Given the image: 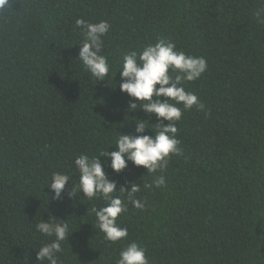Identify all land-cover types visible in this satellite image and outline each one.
Masks as SVG:
<instances>
[{"label": "trees", "instance_id": "trees-1", "mask_svg": "<svg viewBox=\"0 0 264 264\" xmlns=\"http://www.w3.org/2000/svg\"><path fill=\"white\" fill-rule=\"evenodd\" d=\"M9 2L0 11V264H38L49 240L36 224L51 215L74 231L60 264H116L133 241L149 264H264V23L255 16L264 0ZM77 19L110 24L101 53L110 82L96 84L77 59ZM159 39L206 59L201 78L183 84L204 109H182V151L162 172L129 161L117 174L105 164L118 189L140 184L145 202L141 210L125 201L117 223L128 236L111 244L92 211L105 202L68 198L79 182L73 161L115 151L119 132L134 134V117L148 119L128 112L118 70L125 53ZM54 172L70 176L59 200L48 185ZM161 175V188L144 186Z\"/></svg>", "mask_w": 264, "mask_h": 264}, {"label": "clouds", "instance_id": "clouds-1", "mask_svg": "<svg viewBox=\"0 0 264 264\" xmlns=\"http://www.w3.org/2000/svg\"><path fill=\"white\" fill-rule=\"evenodd\" d=\"M9 5V0H0V11ZM255 16L264 23V9L257 10ZM76 27L83 36L77 59L96 84L105 77H109L110 82L113 78L111 66L107 57L101 54L103 38L108 35L110 24L105 20L90 23L77 19ZM206 70L207 61L204 57L177 50L173 42L163 39L149 43L139 51L131 50L123 55L118 70L121 81L119 90L130 97L128 112L143 111L148 119L134 117V134L119 132L114 142L115 151L107 148L99 155H78L73 163L79 174V182L76 185L71 184L72 190L67 193L69 199L80 196L82 192V197L88 200L100 199L105 202L103 206L92 209L95 214V227L104 234L105 241L116 244L128 236V229L117 223L121 214L128 211L125 201H130L137 209L142 210L145 207V202L136 198L141 185L129 182L118 189L117 182L108 178L105 164L110 161L108 166L117 174L128 166L129 161L136 167L147 169L148 174L162 172L171 155H179L182 151L176 127V123L181 120L182 109L189 110L193 106L199 110L204 109L197 95L186 91L183 84L201 78ZM115 87L116 85L113 88ZM152 115H155L156 123L150 122ZM146 130H151L154 135L145 134ZM100 157H104L105 161L102 162ZM69 181L68 174L52 173L48 183L53 193L52 199H62ZM164 183L165 177L161 175L152 184L144 186L161 188ZM51 217L50 220L42 219L36 224V231L49 240L36 253L38 264L41 261L60 264L62 243L74 232L64 220H57L52 215ZM116 264H149V260L146 250L133 241L121 248Z\"/></svg>", "mask_w": 264, "mask_h": 264}]
</instances>
